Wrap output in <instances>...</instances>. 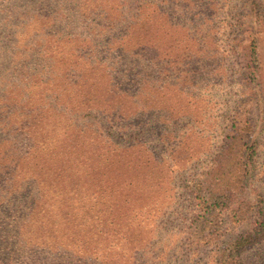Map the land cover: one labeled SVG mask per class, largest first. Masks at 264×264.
I'll use <instances>...</instances> for the list:
<instances>
[{
    "label": "trees",
    "instance_id": "16d2710c",
    "mask_svg": "<svg viewBox=\"0 0 264 264\" xmlns=\"http://www.w3.org/2000/svg\"><path fill=\"white\" fill-rule=\"evenodd\" d=\"M217 2L0 0V264H154L145 228L165 217L176 166L184 177L211 131L200 116L214 100L198 89L227 77L230 7L224 16ZM263 3H244L257 30L238 54L261 88ZM251 102L229 125L243 122L238 136L208 146L212 164L183 187L205 213L203 243L216 241L208 223L254 218L209 264H245L264 245L263 200L239 192L256 161Z\"/></svg>",
    "mask_w": 264,
    "mask_h": 264
},
{
    "label": "rangeland",
    "instance_id": "374dc122",
    "mask_svg": "<svg viewBox=\"0 0 264 264\" xmlns=\"http://www.w3.org/2000/svg\"><path fill=\"white\" fill-rule=\"evenodd\" d=\"M246 1L218 0L217 2V8L222 9L224 16L228 11L225 9L230 7V13L227 14V20H225L227 26L224 28L226 31L223 33L224 43H222L227 56V77L224 80L212 83L214 85L212 90L210 88L198 89L200 90L197 92L198 94L208 95L211 93V99L214 100V104L207 107L211 108L212 111L204 115L206 112L202 109V115L200 116L203 125L211 131H205L204 127L199 124L200 129L204 130L205 133L202 135V142L199 141L197 151L194 152V163H190L192 166L190 170L183 173L184 177L179 178L177 172L180 170L179 166H176L175 170L177 171L174 172L176 175L174 177L175 185L173 186L174 203L166 211L164 218L157 219L158 222H156L155 228L151 225L145 228V230L150 229V232H153L150 236L151 239L148 238L147 241L151 244L156 243L150 253L154 264H209L214 258L213 254H217L216 247L220 246L221 248L231 237L250 229L251 222L254 219L252 216L242 224H233L227 217H224L219 224L210 225L208 223L206 226V230L214 229L216 236L214 242L216 243H203V241L198 240L197 230H201L198 227L205 223L206 216L192 198V193L183 188L185 183L193 182L191 180L198 178L204 172V169L212 164L211 154H207L208 146L216 148L228 136H238L241 132L243 122L231 133L229 125L235 118H237L236 121L239 120L237 113L244 107L243 104L247 99L252 100L247 106L251 120L250 141L256 144V161L251 165L249 176L239 192L241 198L244 197L257 207L259 204L258 198H262L264 210V87L261 88L262 84L257 83L247 84L241 67L242 63L239 61L238 56L240 52L239 44H242L241 42L246 34L257 30L255 19L249 15V10L244 8ZM260 12L264 16V3ZM260 81H264V72ZM192 114L197 116V120L199 119V115ZM215 120L222 125L213 128ZM146 136L153 148L161 147L151 133H146ZM197 136L200 137L199 134L196 135V138ZM179 163L181 164L182 161H179ZM203 177L204 180L207 177V182H210L208 184L209 188L212 189L211 175H203ZM157 226L160 227L157 228ZM218 243L220 245H217ZM167 246L169 249H167ZM161 247L164 248L163 252L165 253L163 257L159 258L155 254L159 253ZM263 252L264 245L249 249L244 256V263L256 264L262 260Z\"/></svg>",
    "mask_w": 264,
    "mask_h": 264
}]
</instances>
